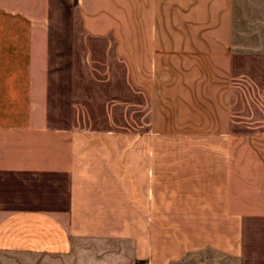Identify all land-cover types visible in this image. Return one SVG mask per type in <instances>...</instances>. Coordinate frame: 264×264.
I'll list each match as a JSON object with an SVG mask.
<instances>
[{
  "label": "crops",
  "instance_id": "obj_1",
  "mask_svg": "<svg viewBox=\"0 0 264 264\" xmlns=\"http://www.w3.org/2000/svg\"><path fill=\"white\" fill-rule=\"evenodd\" d=\"M0 264H264V0H0Z\"/></svg>",
  "mask_w": 264,
  "mask_h": 264
},
{
  "label": "rangeland",
  "instance_id": "obj_2",
  "mask_svg": "<svg viewBox=\"0 0 264 264\" xmlns=\"http://www.w3.org/2000/svg\"><path fill=\"white\" fill-rule=\"evenodd\" d=\"M56 32H68L70 31L65 25H56ZM60 50H57V49ZM52 56L50 60L51 71H52V86L50 88L51 95L53 99L51 100V107L56 111L55 116L57 114V118H51L50 124L56 127H78L81 125L79 121L72 118L70 113V109L68 106L70 100V92L73 91L71 87H69V79L71 73H69V67L71 60L69 56H67L69 51V42L57 40V45L52 48ZM75 61H73L74 63ZM77 90V89H75ZM73 99V98H72ZM82 125H87V127H104L106 126V122L104 120H92L87 121ZM197 143V144H205V141H167V143L175 144V143Z\"/></svg>",
  "mask_w": 264,
  "mask_h": 264
}]
</instances>
